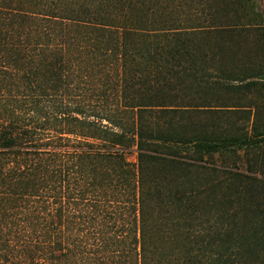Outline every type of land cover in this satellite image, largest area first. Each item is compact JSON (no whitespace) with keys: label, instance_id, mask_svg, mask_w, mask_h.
Returning a JSON list of instances; mask_svg holds the SVG:
<instances>
[{"label":"trees","instance_id":"1","mask_svg":"<svg viewBox=\"0 0 264 264\" xmlns=\"http://www.w3.org/2000/svg\"><path fill=\"white\" fill-rule=\"evenodd\" d=\"M0 264H264L255 0H0Z\"/></svg>","mask_w":264,"mask_h":264},{"label":"rangeland","instance_id":"2","mask_svg":"<svg viewBox=\"0 0 264 264\" xmlns=\"http://www.w3.org/2000/svg\"><path fill=\"white\" fill-rule=\"evenodd\" d=\"M256 4H258L260 11L263 15V19H264V0H255ZM253 49L254 47L251 45L250 48L247 49V53H253ZM127 159L134 162L135 161V155L132 153H129L126 155Z\"/></svg>","mask_w":264,"mask_h":264}]
</instances>
